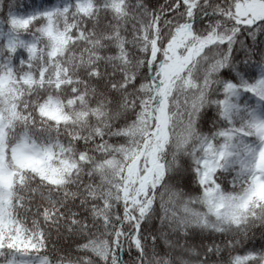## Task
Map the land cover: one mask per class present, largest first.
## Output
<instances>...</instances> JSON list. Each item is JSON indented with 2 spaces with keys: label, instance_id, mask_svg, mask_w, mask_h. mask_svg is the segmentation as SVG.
Returning <instances> with one entry per match:
<instances>
[{
  "label": "snow or ice",
  "instance_id": "snow-or-ice-1",
  "mask_svg": "<svg viewBox=\"0 0 264 264\" xmlns=\"http://www.w3.org/2000/svg\"><path fill=\"white\" fill-rule=\"evenodd\" d=\"M0 264H264V0H0Z\"/></svg>",
  "mask_w": 264,
  "mask_h": 264
}]
</instances>
